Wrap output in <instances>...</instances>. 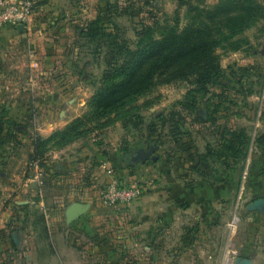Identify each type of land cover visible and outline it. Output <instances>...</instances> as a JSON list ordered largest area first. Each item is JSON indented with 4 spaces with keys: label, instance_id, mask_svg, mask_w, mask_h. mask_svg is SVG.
<instances>
[{
    "label": "rangeland",
    "instance_id": "374dc122",
    "mask_svg": "<svg viewBox=\"0 0 264 264\" xmlns=\"http://www.w3.org/2000/svg\"><path fill=\"white\" fill-rule=\"evenodd\" d=\"M40 1L25 31L0 27L2 223L24 231L22 221L11 219L20 216L32 232L28 247H58L61 237L98 263L264 264V0ZM230 2L248 14L232 37L241 48L226 41L216 48L217 83L156 84L136 98L129 118H94L93 99L113 60L108 36L90 40L80 27L101 14L107 33L134 46L144 25L160 38L198 23L205 9L200 19L221 37L231 34L229 21L232 30L239 26L231 18L212 21L206 11ZM74 123L85 131L79 138L63 146L58 137L45 142L39 184L34 140ZM235 133L250 138L240 146L243 156L225 147ZM151 147L145 161L132 160ZM113 179L140 184L142 195L128 206H102L96 191ZM71 184L94 191L86 198L90 209L67 224Z\"/></svg>",
    "mask_w": 264,
    "mask_h": 264
},
{
    "label": "trees",
    "instance_id": "16d2710c",
    "mask_svg": "<svg viewBox=\"0 0 264 264\" xmlns=\"http://www.w3.org/2000/svg\"><path fill=\"white\" fill-rule=\"evenodd\" d=\"M183 1L178 0L179 3ZM204 10L199 9L195 16L198 23L190 22L180 30L171 29L160 38L150 37L152 25H144L143 36L139 37L134 46L120 41L118 34L107 33L101 14L80 27V33L90 40L100 42L108 36L106 45L111 48L113 60V63H108L110 69L103 75L104 85L97 89L93 99L91 112L94 118L99 120L112 114L123 120L129 118L137 109L133 104L136 98L148 93L156 84L189 80L200 88H205L217 83L222 67L216 48L223 41L228 42L229 48L233 50L241 48V40L232 37L241 31L248 12L242 11L234 2L206 11L210 19L214 17L212 21L231 18L239 26L232 30V22L229 21L231 34L221 33V37H218L209 24L200 19ZM113 27L116 29L117 25L113 23ZM80 124L74 123L67 129L56 131L46 140L35 139L33 159L42 157L45 142L53 138L58 137L56 144L63 146L82 136L85 131L79 130ZM102 125L103 123H99L97 126ZM260 138L264 142V135ZM249 139L244 133H235L231 139L226 140L225 147L234 155L243 156ZM241 145L245 148L241 149Z\"/></svg>",
    "mask_w": 264,
    "mask_h": 264
},
{
    "label": "crops",
    "instance_id": "0c3cea01",
    "mask_svg": "<svg viewBox=\"0 0 264 264\" xmlns=\"http://www.w3.org/2000/svg\"><path fill=\"white\" fill-rule=\"evenodd\" d=\"M40 0H35V9L38 8V3ZM42 1L46 0H41ZM34 14L35 15V10ZM38 11V10H37ZM55 156H53L54 158ZM72 160L74 158H71ZM75 160V159H74ZM56 167L60 168L61 164L59 161L55 162ZM57 178V181L59 182V178L57 176H53V179ZM73 178H70L69 182L72 181ZM70 188L65 189L66 195H70L71 197L75 198V200L72 201L71 204L78 202L82 203L83 201H86V198L93 199L92 192L94 191L93 188L90 186H85L82 184H71L69 185ZM91 188V189H90ZM25 202H31L29 199ZM70 204V205H71ZM85 204H89V209L91 207V200H87ZM69 206L66 207V209ZM66 209H65V222H66ZM52 213H50V217L52 218ZM20 216L11 217V219L14 221H22L20 224L25 229L23 230H13V226L9 227L5 225L4 222L7 218L3 214V216L0 217V264H120L117 263V261H108L103 263H98L94 258L93 254L91 255L89 252V255L86 256L85 254L81 253L80 250H78L77 247H65L66 243L63 238L58 237L57 244L58 247H28L27 242L30 244L32 242V232L28 229L29 222L25 221L21 218H17ZM27 218V217H26ZM74 222V221H73ZM13 224H18V222H13ZM3 229V231H2ZM29 232V233H28ZM52 234V232H51ZM59 238L61 239V242L59 241ZM29 239V241H28ZM9 240V241H8ZM31 240V242H30ZM21 244L24 243V247H11L13 244ZM54 243L51 241V244ZM11 244V245H10ZM123 264V263H121Z\"/></svg>",
    "mask_w": 264,
    "mask_h": 264
},
{
    "label": "built area",
    "instance_id": "2783aa9c",
    "mask_svg": "<svg viewBox=\"0 0 264 264\" xmlns=\"http://www.w3.org/2000/svg\"><path fill=\"white\" fill-rule=\"evenodd\" d=\"M35 0H0V27L9 26L20 31L29 28L35 9ZM35 178L39 184L43 183V173L39 167V160L33 162ZM143 193V187L138 183L122 185L117 180L108 181L96 191V199L105 207H123L130 205Z\"/></svg>",
    "mask_w": 264,
    "mask_h": 264
},
{
    "label": "water",
    "instance_id": "95a60500",
    "mask_svg": "<svg viewBox=\"0 0 264 264\" xmlns=\"http://www.w3.org/2000/svg\"><path fill=\"white\" fill-rule=\"evenodd\" d=\"M20 31L22 30V26L17 27ZM155 147H151L148 150H140L137 155L132 157V160L140 159L141 161H145L154 151ZM152 160H155V156H151ZM89 210V204H81L75 202L66 209V223H72L73 221L79 219Z\"/></svg>",
    "mask_w": 264,
    "mask_h": 264
}]
</instances>
